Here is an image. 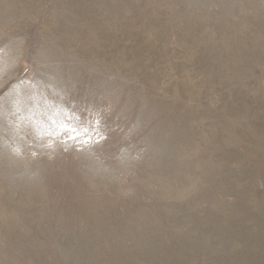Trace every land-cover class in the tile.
<instances>
[{"label": "rangeland", "instance_id": "rangeland-1", "mask_svg": "<svg viewBox=\"0 0 264 264\" xmlns=\"http://www.w3.org/2000/svg\"><path fill=\"white\" fill-rule=\"evenodd\" d=\"M0 264H264V0H0Z\"/></svg>", "mask_w": 264, "mask_h": 264}]
</instances>
